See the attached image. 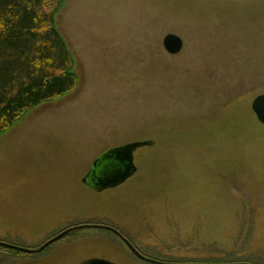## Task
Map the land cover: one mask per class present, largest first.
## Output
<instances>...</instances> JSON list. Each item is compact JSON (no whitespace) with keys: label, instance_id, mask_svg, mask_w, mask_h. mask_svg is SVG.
Returning <instances> with one entry per match:
<instances>
[{"label":"rangeland","instance_id":"rangeland-1","mask_svg":"<svg viewBox=\"0 0 264 264\" xmlns=\"http://www.w3.org/2000/svg\"><path fill=\"white\" fill-rule=\"evenodd\" d=\"M76 86L0 136V264H264V0H65ZM169 34L182 50L169 55ZM136 173L96 193L105 151Z\"/></svg>","mask_w":264,"mask_h":264},{"label":"trees","instance_id":"trees-1","mask_svg":"<svg viewBox=\"0 0 264 264\" xmlns=\"http://www.w3.org/2000/svg\"><path fill=\"white\" fill-rule=\"evenodd\" d=\"M65 0H0V136L68 95L74 61L55 26Z\"/></svg>","mask_w":264,"mask_h":264},{"label":"water","instance_id":"water-1","mask_svg":"<svg viewBox=\"0 0 264 264\" xmlns=\"http://www.w3.org/2000/svg\"><path fill=\"white\" fill-rule=\"evenodd\" d=\"M162 45L169 55H177L183 47L182 40L172 34L163 38ZM251 110L256 120L264 126V93L255 97L251 103ZM153 142H134L109 149L102 153L92 163L91 168L82 180V183L96 193L115 189L122 186L136 173L134 153L143 147H151ZM125 245L139 259V254L125 241ZM0 246L14 249L19 252H28L21 248L0 243ZM153 262V261H151ZM82 264H113L102 259H91ZM153 264H161L154 262Z\"/></svg>","mask_w":264,"mask_h":264},{"label":"flooded vegetation","instance_id":"flooded-vegetation-1","mask_svg":"<svg viewBox=\"0 0 264 264\" xmlns=\"http://www.w3.org/2000/svg\"><path fill=\"white\" fill-rule=\"evenodd\" d=\"M88 173V172H87ZM112 234H114L115 236L118 237V239L120 241H122V243L125 245V241L139 254V257L143 258V259H139L137 258V256H135L132 251L125 245V247L128 249V251L131 253V255L139 262H142V263H148V264H153L154 262L156 263H161V264H196L195 262L194 263H189L188 261H184V260H167V259H162V258H159V257H155V256H152L150 254H148L147 252L143 251L141 248H139L138 246H136L134 243H132V241H130L128 238H126L124 235H122L119 232L117 231H113V232H110ZM153 261V262H151ZM197 264H200V263H197Z\"/></svg>","mask_w":264,"mask_h":264}]
</instances>
